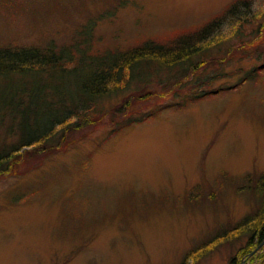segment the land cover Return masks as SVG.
<instances>
[{
	"label": "rangeland",
	"instance_id": "obj_1",
	"mask_svg": "<svg viewBox=\"0 0 264 264\" xmlns=\"http://www.w3.org/2000/svg\"><path fill=\"white\" fill-rule=\"evenodd\" d=\"M231 1L73 0L67 10H60L62 17H36L32 8L41 0H0V17H19L15 26L18 30H9V26L8 32L0 31V37L27 42L40 37H67L76 29L74 25H84L93 13L106 11L92 26L100 45L132 44L147 37L159 40L176 29L203 22ZM246 1L247 5H240L219 27L222 45L240 48L239 43L248 39L250 26L255 27L252 34L257 28L264 32V0ZM30 16L40 21L31 22ZM239 17L247 19L240 22ZM261 62L245 55L231 57L224 64L210 62L201 76L220 74L203 85L220 89L186 106L169 102L179 101L184 92L194 88V80L184 84L176 95L173 91L177 85L159 90L164 93L153 94L148 100L126 99L125 92L100 99V107L109 108L108 112L118 109L117 113H125L130 107L139 114L156 107L161 110L109 136L112 124L107 119L97 126L75 129L65 136L68 142L60 140L62 147L49 153L40 166L35 162L39 157H30L27 164L35 162V167L0 177V264H226L244 237L212 244L208 241L216 229L239 219L257 199L251 178L243 183L240 176L250 173L257 177L264 171ZM252 67L253 76H246ZM169 80L162 77L160 83L150 87L154 90ZM120 106L123 108L119 111ZM78 162L88 165L84 170L75 169ZM65 164L75 175L71 173L72 178L61 182L45 179L43 191L63 186V194L67 197L75 193L73 199L78 203L89 197L88 208L94 209L90 214L96 217L83 239L79 235L63 239L58 233L65 197L58 195V189L41 194L45 197L36 201H12L13 192L16 198L22 193H17L21 187L41 176L43 180L52 169H67ZM80 184L83 187L78 189ZM129 187L154 192L157 209L147 219L136 214L128 224L119 223L110 216L112 213L98 218L104 210H111L116 196L111 190ZM193 189L198 197L189 200L187 193ZM209 190L214 191L213 196L207 194ZM240 264L258 262H249L243 256Z\"/></svg>",
	"mask_w": 264,
	"mask_h": 264
},
{
	"label": "trees",
	"instance_id": "obj_2",
	"mask_svg": "<svg viewBox=\"0 0 264 264\" xmlns=\"http://www.w3.org/2000/svg\"><path fill=\"white\" fill-rule=\"evenodd\" d=\"M71 1L41 0L32 11L36 17H62L63 12L60 10H67ZM247 4L246 0H233L214 16L189 28L176 29L164 39L147 37L132 44L98 43L99 38L94 35L92 26L106 11L93 13L87 17L84 25H74L76 29L67 37H40L28 42L11 38L5 41V38L0 37V177L25 173L36 166L35 162L40 166L49 153L62 147L60 140L68 142L65 136L75 129L80 130L90 124L97 126L107 119L112 124L109 136L161 110V107H156L139 114L134 107H130L125 113L123 110L117 113L118 109L108 112L109 108H101L99 101L112 93L125 92L126 99L141 97V100H148L153 94L160 93L161 96L164 93L159 90H171L175 85L178 86L173 91L176 95L184 84L194 80V88L184 92L179 101L172 99L169 102V105L181 107L220 89L203 85L208 82V78L220 74L214 72L209 75V72H205L208 75L201 76L212 61L224 64L231 57L254 56L261 59L260 65L264 67V32H260L259 28L252 34L255 27L250 26L248 39L239 43L240 48L234 44L220 43L223 34L219 27L239 10L240 5ZM30 17L31 22L40 21L34 16ZM238 19L243 22L247 17ZM17 21L19 17H0V31L8 32L6 29L9 26V30H18L15 27L18 26ZM213 33L216 35L211 36ZM113 36L119 40L117 35ZM254 69L252 67L247 71L246 76L250 73L252 77L251 71ZM162 77L170 80L152 90L150 85L160 83ZM120 108L123 106L119 107V111ZM34 156L39 158L28 165L27 161ZM76 166L75 169L86 168L83 162H78ZM65 167L67 169H52L45 173L43 180L41 176L32 184L21 187L17 193H22L16 198L13 192V203L36 201L45 197L41 194L56 192L58 188L43 191V181L46 179L52 182L56 178L61 182L68 176L72 178L75 171L67 164ZM251 175H241L240 181L248 183L245 180L251 178V189L256 192L253 195L257 198L255 205L236 221L216 229L208 241L212 244L244 237L226 264H240L243 256L249 262L264 264V243L256 248L264 241V171L257 177ZM82 187L80 184L78 189ZM90 187L86 190L89 191ZM65 189L62 186L57 190L58 195L65 196L61 205L63 217L59 218L57 226L58 233L63 239L77 235L83 239L96 217L90 214L94 209L88 208V196L78 203L73 199L75 193L67 197L63 194ZM111 191L116 194L110 205L112 212L104 210L98 218H105L112 213L110 216L117 218L119 223H127L136 214L140 219H147L157 209L154 192L131 187ZM213 193V190H209L207 194L213 196ZM187 197L192 200L198 195L193 189L187 193Z\"/></svg>",
	"mask_w": 264,
	"mask_h": 264
},
{
	"label": "water",
	"instance_id": "obj_3",
	"mask_svg": "<svg viewBox=\"0 0 264 264\" xmlns=\"http://www.w3.org/2000/svg\"><path fill=\"white\" fill-rule=\"evenodd\" d=\"M264 243V241L260 242L256 248L260 247L262 244ZM253 252V251H252Z\"/></svg>",
	"mask_w": 264,
	"mask_h": 264
}]
</instances>
